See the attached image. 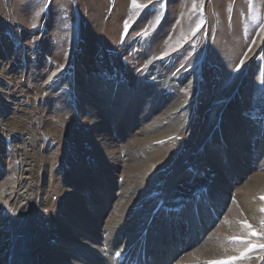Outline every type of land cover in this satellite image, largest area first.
<instances>
[{
  "label": "rangeland",
  "instance_id": "374dc122",
  "mask_svg": "<svg viewBox=\"0 0 264 264\" xmlns=\"http://www.w3.org/2000/svg\"><path fill=\"white\" fill-rule=\"evenodd\" d=\"M137 2L0 0V220L24 170L40 169L38 264L67 203L101 196L104 213L145 220L178 170L179 195L206 189L216 202L202 239L214 238L212 259L232 234L226 218L264 216V0ZM95 139L115 143L117 162Z\"/></svg>",
  "mask_w": 264,
  "mask_h": 264
},
{
  "label": "bare ground",
  "instance_id": "6f19581e",
  "mask_svg": "<svg viewBox=\"0 0 264 264\" xmlns=\"http://www.w3.org/2000/svg\"><path fill=\"white\" fill-rule=\"evenodd\" d=\"M248 70L249 67L237 75L231 91H235L241 85L247 77ZM5 110L4 106L0 105V116ZM92 115L93 120L96 113ZM1 124L0 118V128ZM95 140L97 147L104 151L102 154L107 162H111V159L113 162L114 159L117 162L119 157L117 159L115 157V143ZM157 152L158 150L155 151L157 156L153 157L154 159L161 157ZM26 169L18 183V189H15L17 204H15L11 217L8 220H0V264H38L35 229L39 221L37 199L41 197L40 169L37 170L38 173L35 168H33L34 171L30 167ZM177 172L172 176L166 189L154 200V204L157 202L155 206L153 204L154 208H158L162 214L159 228L154 232L152 230L153 223L158 216L161 217L159 212V214H153L157 213V209L154 208H152L154 211L151 209L153 213H146L148 216L145 220L133 221V219H128L121 210L104 213L106 205L105 201L101 202V196L99 199L97 198L98 202L92 200L90 206L87 204L90 209L77 204L79 203L77 201V203L64 204L66 212L63 217L61 216L62 222L58 227V233L54 236L56 243H53L52 246L46 243V247L40 245V252L44 257L43 264H138L139 262L143 264H205V262H198V259L209 260L212 259L213 254L215 255L214 251L209 249V246L215 244L214 238L211 236L208 238V235V237L206 236L208 239H202H204L206 228L210 227L211 217L215 216L218 211H216V202L209 196V191L202 189L204 191L197 195V203L207 194L209 198L201 207L197 205L189 209L191 214L187 218L191 223L189 221L185 231V228L183 229L185 223L176 220V216L178 212L185 211L184 205L193 203L195 196L190 199L179 197L180 192L176 187L180 180V174ZM213 181L220 183L217 177ZM88 189H84V192H89ZM175 198L177 200L174 202ZM162 203L164 206L161 205ZM0 217L2 216L0 215ZM180 223L181 227L179 228ZM162 229H165V235L159 241V236L163 235ZM144 230L147 232H143ZM105 233L106 235H104ZM198 244L199 248L196 247ZM197 251L202 255H198ZM217 252L219 253L218 250ZM253 254L264 257V250H257L250 255ZM138 255H143V257H138Z\"/></svg>",
  "mask_w": 264,
  "mask_h": 264
},
{
  "label": "snow or ice",
  "instance_id": "6c2138e0",
  "mask_svg": "<svg viewBox=\"0 0 264 264\" xmlns=\"http://www.w3.org/2000/svg\"><path fill=\"white\" fill-rule=\"evenodd\" d=\"M249 4H252V0H249ZM131 7L133 9H138L142 7L138 4L137 0H131ZM196 8L195 0L193 2V10ZM259 15L254 11L253 20H259ZM199 25L193 30V35L199 30ZM260 28L264 30V23L260 24ZM144 35L147 36L148 33L145 31ZM255 41H253V44ZM251 51V48H249ZM167 55V52L164 53ZM247 55V53H245ZM241 64L244 63L243 60L240 61ZM55 75V74H53ZM51 79V77H49ZM264 200V196L260 197ZM261 213H264V207L259 209ZM225 223L232 229V234L225 237V243L221 244L220 247L223 250L224 255L205 261V264H244L245 261H250L253 257L251 253L257 250H264V216H262L257 225H253L248 222L247 219L229 221L225 219ZM229 253H231L229 255ZM257 259H264V257H256Z\"/></svg>",
  "mask_w": 264,
  "mask_h": 264
}]
</instances>
